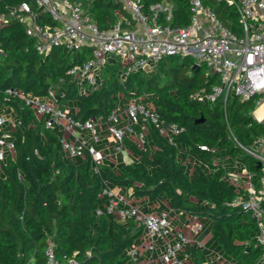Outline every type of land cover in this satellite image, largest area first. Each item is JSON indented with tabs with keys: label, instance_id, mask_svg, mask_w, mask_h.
Wrapping results in <instances>:
<instances>
[{
	"label": "trees",
	"instance_id": "1",
	"mask_svg": "<svg viewBox=\"0 0 264 264\" xmlns=\"http://www.w3.org/2000/svg\"><path fill=\"white\" fill-rule=\"evenodd\" d=\"M21 1L29 0H0V10ZM141 1L146 9L163 0ZM169 1L173 2L171 24L185 27L190 18L188 0ZM203 2L232 27L236 21L233 6L218 0ZM90 11L99 28H107L118 14L125 13L114 0H92ZM40 16L44 18L38 11ZM89 57L88 46L68 51L54 45L39 53L18 19L0 23V104L12 107V115L20 121L4 126L14 149L0 162V264H45L44 251L49 243L61 263L73 258L75 264H128V251L143 238L144 228L133 217L122 222L105 209L97 212L103 185L124 192L131 188L129 195L147 197V201L158 202L170 211L208 217L207 242L225 260L264 264L254 218L232 204L236 196L245 194L244 184L234 183L227 175L235 170L233 157L250 172L260 173L258 161L235 142L248 146L264 133V125L250 114L252 101L231 96L221 109L220 103L195 97V90L208 88L215 76L205 77L202 67H193V58L176 55L165 56L152 68L124 78L117 74L118 62L108 61L102 67L100 82L79 89L67 70ZM10 87L42 98L52 88L56 101L60 104L64 99L60 105L81 120L100 117L106 122L112 110L122 109L131 99L145 100L166 122L175 123L182 131L169 138L140 118L126 130L122 141L132 161H114L108 158L113 153L105 154L95 171L88 148L79 156L66 155L60 130L45 126L48 114L37 113L32 105L8 94ZM141 128L143 143L135 138ZM179 150L194 158L190 168L179 158ZM210 246L188 244L185 250L197 264L206 260Z\"/></svg>",
	"mask_w": 264,
	"mask_h": 264
},
{
	"label": "built area",
	"instance_id": "2",
	"mask_svg": "<svg viewBox=\"0 0 264 264\" xmlns=\"http://www.w3.org/2000/svg\"><path fill=\"white\" fill-rule=\"evenodd\" d=\"M92 0H29L18 2L6 10H0V23L18 19L27 35L35 41L39 53H46L54 45H61L68 51L82 46L91 48V57L72 64L67 72L79 85L93 86L105 63L111 61L109 54L118 59V76L152 68L165 56H189L202 67L205 77L215 76L208 88L201 86L194 96L209 103H222L223 109L228 98L251 100L250 114L264 125V110L260 116L254 110L264 104V0H218L233 6L236 21L228 27L217 15L216 10L203 0H188L190 18L185 27L173 26V2L163 0L151 3L144 9L141 0H114L121 4L125 13L118 14L107 28H99L93 20L90 7ZM38 11L43 14L38 18ZM82 88V89H87ZM10 95L21 98L32 105L37 113H46L45 126L60 130L62 149L69 157L79 156L88 148L98 171L105 153L81 135L88 131L90 139L99 141L98 128L105 125L112 141L116 143L113 154L123 151V137L126 130L140 118L148 120L159 133L171 138L182 128L166 122L160 114L139 99H131L122 109L112 110L106 122L102 119H77L69 108L61 106L50 88L45 97L20 92L15 88L6 89ZM6 112L12 114L9 105L0 104V162L12 154L14 142L4 126L20 124ZM139 143L145 141L143 130L135 132ZM236 144L258 161L260 173L250 172L247 167L234 159V171L227 172L231 181L244 184L245 194L236 196L232 204L247 210L257 227V241L263 251L260 259L264 262V133L257 135L248 146L235 139ZM110 155V154H109ZM124 162L132 158L124 156ZM107 197L105 211L116 214L119 221L133 217L144 228L141 244H133L129 251V264H184L189 258L185 250L188 244L203 247L199 234L203 222L196 215H190L187 231L173 230L169 213L154 214L131 204L119 189L103 185L99 194ZM101 212L100 209L97 210ZM162 241L157 257L156 240ZM52 243L46 247L45 264H75L73 258L61 263L55 259ZM145 252L141 255L140 252Z\"/></svg>",
	"mask_w": 264,
	"mask_h": 264
},
{
	"label": "crops",
	"instance_id": "3",
	"mask_svg": "<svg viewBox=\"0 0 264 264\" xmlns=\"http://www.w3.org/2000/svg\"><path fill=\"white\" fill-rule=\"evenodd\" d=\"M98 130H100V134L102 135L103 141H107V142L112 143V144L114 143V145H116V143L114 141H112L109 133L107 132L105 125H102L101 127H99ZM81 135L85 139H87L89 137L88 131H86V130H82ZM97 149L102 150L105 154H108L106 151V148L103 146L100 148H97ZM124 156L129 157L130 154L123 147V151L119 152L116 155L113 154V156H110L108 158L116 161L117 159H121ZM117 189H119V188H117ZM131 191H132L131 188L127 189L126 192H124L123 190H120V192H122L126 195L128 201L131 204L139 207L140 209H142L146 212H152L154 214H159L160 212H163V211L168 212L173 230H183L185 232L187 231V224L189 223L190 215L180 213V212H176V211H170V209L163 208L162 206H160L158 202L147 201L145 197H140V198L136 199V197L133 194L129 195V193H131ZM106 202H107L106 197L102 196L101 202H100L101 206L99 208L100 210L105 209ZM147 209H149L150 211H147ZM208 237H209V234L201 233L199 235V239L202 241V243L206 244L207 246H210V243L207 242ZM142 241H143V238H141V240L139 242H137V244H141ZM209 248L212 249V251L207 254L206 260L203 261V264H215L214 261H220L222 264L223 263L222 259L225 260V258L223 256H221L220 253L216 249L212 248V246H210ZM160 250H161V247H160ZM140 254L144 255L145 252L141 251ZM154 257H155V254H154ZM153 264H158V263L155 261Z\"/></svg>",
	"mask_w": 264,
	"mask_h": 264
},
{
	"label": "rangeland",
	"instance_id": "4",
	"mask_svg": "<svg viewBox=\"0 0 264 264\" xmlns=\"http://www.w3.org/2000/svg\"><path fill=\"white\" fill-rule=\"evenodd\" d=\"M109 57H110L111 61L116 60L118 62V59L114 55L109 54ZM103 73H104V70L103 69H102V72L101 73H98V75H97V82H100L101 81V79L103 77ZM200 80L202 82L205 81V79L203 78V76H201ZM78 87H79V89H82L83 87L84 88H87L88 85H79ZM63 103H65V100L64 99H61L60 100V104H63ZM143 103L147 104L148 107H149V104H148L147 101L144 100ZM220 107H221V109H223V104L222 103H221ZM250 108H249V110H250ZM254 114L255 115H258L256 109L254 110ZM6 116L8 117V119L14 117V115L9 114L8 112H6ZM98 136H99V141L98 142H94L93 139H90V137H88L87 138L88 144H91V145H93L94 147H97V148H100V147L103 146V147L106 148V151H107L108 154L114 153L116 145H114V143L112 144V143H109L107 141H103L102 135L100 134V130H98ZM130 136H132V135H130ZM179 158L181 160H183L188 165L189 168L191 167V165L193 163V159H194V158H192V156H191V154L189 152H187V151H181V150H179ZM234 159H236V157H233V160ZM0 172H1V170H0ZM134 196L136 197V199L141 197V196L136 195V194H134ZM146 200H148L147 197H146ZM200 219H203V218L200 216ZM202 221H203V223L205 225V228L203 229V232L202 233H204V234H210L209 229H207V227H206L207 221H208V217L204 218ZM156 244H157V251L155 252V257L158 256V253L160 252V247L162 249V241L160 239H157L156 240ZM211 251H212V249H209L208 250V253H210ZM222 261H223L222 264H232L230 261H227V260H224V259H222ZM214 263L215 264H221L220 261H214ZM184 264H194V261H193L192 258H188L187 260H185ZM197 264H203V262H199L198 261Z\"/></svg>",
	"mask_w": 264,
	"mask_h": 264
},
{
	"label": "bare ground",
	"instance_id": "5",
	"mask_svg": "<svg viewBox=\"0 0 264 264\" xmlns=\"http://www.w3.org/2000/svg\"><path fill=\"white\" fill-rule=\"evenodd\" d=\"M257 110V114L258 115H256V116H260L261 115V113H262V111L264 110V104H262V106H260L258 109H256Z\"/></svg>",
	"mask_w": 264,
	"mask_h": 264
},
{
	"label": "water",
	"instance_id": "6",
	"mask_svg": "<svg viewBox=\"0 0 264 264\" xmlns=\"http://www.w3.org/2000/svg\"><path fill=\"white\" fill-rule=\"evenodd\" d=\"M193 67H195V68H196V70H198V69H199V65H198L197 63H194V64H193Z\"/></svg>",
	"mask_w": 264,
	"mask_h": 264
}]
</instances>
